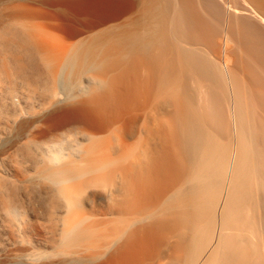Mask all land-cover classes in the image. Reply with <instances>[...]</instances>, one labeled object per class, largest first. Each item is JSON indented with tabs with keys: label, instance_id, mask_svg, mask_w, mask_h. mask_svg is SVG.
<instances>
[{
	"label": "bare ground",
	"instance_id": "bare-ground-1",
	"mask_svg": "<svg viewBox=\"0 0 264 264\" xmlns=\"http://www.w3.org/2000/svg\"><path fill=\"white\" fill-rule=\"evenodd\" d=\"M243 1L0 0V264H264Z\"/></svg>",
	"mask_w": 264,
	"mask_h": 264
},
{
	"label": "rangeland",
	"instance_id": "rangeland-1",
	"mask_svg": "<svg viewBox=\"0 0 264 264\" xmlns=\"http://www.w3.org/2000/svg\"><path fill=\"white\" fill-rule=\"evenodd\" d=\"M219 7H221V8H224L225 10H226V12H227V16H226V19H223L224 20V23L226 22V24H223V26L224 25H226L227 26V22L228 23H232L233 25H235L234 26V28H232V29H237V27H239L240 26V24H241V26L239 27V28H241L242 26H243V24L245 25L246 23V26L248 25L249 27L250 26H252V27H248L249 29L247 30V27L245 26V28H243V29H245V30H247V31H251V28H254V26L253 25H255V28H256V26H257V28H259V30L261 31V27L262 26H260L261 25V23L260 22H256L255 20H254V18H252V17H250V16H246L247 17V19H246V17H244L243 18V15H239V16H237V15H234V13H233V11L231 12V10H228V8L229 9H231V7L232 8H234V7H239L240 9H242V8H244L245 7V2L243 1V0H224L225 1V4L224 5H222V4H220L219 3V0H213ZM199 2H200V0H199ZM255 5V4H254ZM202 8V10L205 12V10H204V8L203 7H201ZM225 17V16H224ZM237 17L239 18V19H237ZM240 17H242V18H240ZM228 18V19H227ZM248 18H249V20H248ZM229 19H231V22H230V20ZM225 20H227V21H225ZM243 20V21H242ZM245 21H247V22H245ZM236 22H237V25H236ZM238 22H239V24H238ZM241 22V23H240ZM243 23V24H242ZM252 23H254V24H252ZM252 24V25H251ZM228 25H230V24H228ZM239 25V26H238ZM225 26V27H226ZM230 28L231 27H233L232 25H230L229 26ZM255 28L254 29H252L253 31L252 32H254V34L253 33H251L250 31V34L252 35H258V34H260V31H258V29H256L258 32H256V30H255ZM247 31H245L246 33H247ZM255 33H257V34H255ZM248 34V33H247ZM259 36L260 35H258V38H257V36L255 37L256 39H259ZM254 37V36H253ZM245 57V56H244ZM244 59H246V57L244 58ZM246 61H248V58H247V60ZM247 67H248V65H247ZM247 67H245L247 70H248V68ZM250 67V66H249ZM258 67V66H257ZM256 67V68H257ZM254 68H255V66H254ZM247 70H246V72H247ZM249 73V72H248ZM253 91H254V89H253ZM253 105H254V103H252ZM252 105V106H253ZM257 112V111H256ZM257 113H259V111L257 112ZM260 114V113H259ZM258 114V115H259ZM260 116V115H259Z\"/></svg>",
	"mask_w": 264,
	"mask_h": 264
}]
</instances>
